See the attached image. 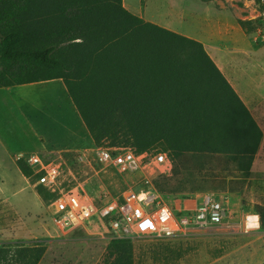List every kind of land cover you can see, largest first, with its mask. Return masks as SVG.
Wrapping results in <instances>:
<instances>
[{"label":"trees","instance_id":"trees-1","mask_svg":"<svg viewBox=\"0 0 264 264\" xmlns=\"http://www.w3.org/2000/svg\"><path fill=\"white\" fill-rule=\"evenodd\" d=\"M51 81L63 82L95 146L167 153L172 175L154 181L167 197L249 186L263 132L241 97L202 43L144 21L123 0H0V90ZM15 162L29 179L24 160ZM37 193L54 197L41 186ZM150 252L174 262L186 250ZM44 253L3 246L0 264H39ZM134 263L131 241L115 239L99 264Z\"/></svg>","mask_w":264,"mask_h":264},{"label":"rangeland","instance_id":"rangeland-1","mask_svg":"<svg viewBox=\"0 0 264 264\" xmlns=\"http://www.w3.org/2000/svg\"><path fill=\"white\" fill-rule=\"evenodd\" d=\"M143 10L154 22L202 43L264 131V43L259 37L264 31V0H149ZM61 93L58 82L0 90V248L42 245L45 253L39 264H99L109 242L82 229L60 234L51 203L41 199L36 182L16 167L17 159L35 154L47 160L62 156L67 164L62 187L80 185L96 202L105 191L113 195L111 189L120 193L136 186L137 177L117 181L100 172L93 156L97 146L72 104L69 113L67 104L63 113L56 109ZM207 194L229 202L224 225L184 239H125L132 243L134 264H264V227L258 214L264 210V180L250 181L241 193ZM248 217L256 218L257 228H247ZM178 243L186 250L179 260L152 259L153 246Z\"/></svg>","mask_w":264,"mask_h":264},{"label":"built area","instance_id":"built-area-1","mask_svg":"<svg viewBox=\"0 0 264 264\" xmlns=\"http://www.w3.org/2000/svg\"><path fill=\"white\" fill-rule=\"evenodd\" d=\"M259 34L264 43V31ZM93 156L101 167L100 172L122 180L137 177L136 186L128 185L117 196L105 191L96 202L80 185L62 187L64 166L67 167L62 156L47 160L35 154L24 161L32 170L29 179L54 196L50 201L53 221L62 235L82 229L108 242L128 238L176 240L220 227L230 216L228 203L212 194L169 202V197L154 185L157 178L172 175L173 163L165 152L138 153L131 147H96ZM78 159L84 162L83 157ZM250 218L245 221L247 228Z\"/></svg>","mask_w":264,"mask_h":264},{"label":"crops","instance_id":"crops-1","mask_svg":"<svg viewBox=\"0 0 264 264\" xmlns=\"http://www.w3.org/2000/svg\"><path fill=\"white\" fill-rule=\"evenodd\" d=\"M149 0H134V1H131V2H128L127 0H123L124 2V6L125 8L130 11L132 14L142 18L144 21L146 22H149V23H152L154 25H157L159 27H162L164 29H167L169 31H172L174 33H177V34H180V32H177L175 30H172L171 28L167 27V26H163L157 22H154V20L148 18L143 10V4L144 2H147ZM181 35V34H180ZM189 38V37H188ZM51 82H58L59 83V88H60V91L63 93H61V97L59 98V103L57 104V110L60 111L61 113L64 112L65 110V105L67 104V111L69 113V109L71 107V99L69 98V95L67 93V90L63 84L62 81H51ZM46 83H49V82H46ZM46 83H41V84H33V85H42V84H46ZM12 89V88H11ZM65 89V90H64ZM4 90V89H3ZM236 91V90H235ZM65 92V93H64ZM67 94V96L65 95ZM70 100V101H69ZM71 102V103H70ZM244 102V101H243ZM246 105V104H245ZM73 106V104H72ZM247 106V105H246ZM248 108V107H247ZM249 109V108H248ZM250 111V110H249ZM251 112V111H250ZM77 114V113H76ZM252 114V113H251ZM78 115V114H77ZM253 116V114H252ZM63 117V116H62ZM79 117V116H78ZM254 117V116H253ZM64 118V117H63ZM80 118V117H79ZM255 118V117H254ZM81 120V119H80ZM256 122L258 123L259 127L261 128L262 132H263V140L261 142V145H260V150H258V153L255 157V160H254V164H253V167H252V170H251V176H250V179L249 181H262L264 180V157H262V155L264 154V131H263V128L262 126L259 124V122L257 121V119H255ZM39 140L42 141L41 138H38ZM47 149V148H45ZM44 150V149H43ZM262 150H263V153H262ZM68 152V151H66ZM14 162V161H13ZM15 164V163H14ZM16 165V164H15ZM17 167V166H16ZM258 167L262 168V170H260V172L258 173ZM18 171L20 172V174L23 176V174L21 173V171L19 170V168H17ZM226 193V192H225ZM229 193V192H228ZM202 194H207V193H202ZM213 195V194H212ZM214 196V195H213ZM215 197V196H214ZM229 204V202H227Z\"/></svg>","mask_w":264,"mask_h":264},{"label":"bare ground","instance_id":"bare-ground-1","mask_svg":"<svg viewBox=\"0 0 264 264\" xmlns=\"http://www.w3.org/2000/svg\"><path fill=\"white\" fill-rule=\"evenodd\" d=\"M257 221L256 218H250L249 223H248V227L249 228H257Z\"/></svg>","mask_w":264,"mask_h":264}]
</instances>
